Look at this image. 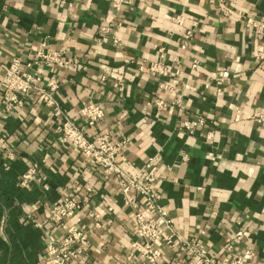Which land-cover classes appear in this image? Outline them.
Wrapping results in <instances>:
<instances>
[{
  "label": "crops",
  "instance_id": "crops-1",
  "mask_svg": "<svg viewBox=\"0 0 264 264\" xmlns=\"http://www.w3.org/2000/svg\"><path fill=\"white\" fill-rule=\"evenodd\" d=\"M260 17L264 0H0V65L41 50L70 62L42 68L59 81L53 104L29 100L3 118L0 100V264L46 258L48 236L60 242L68 226L55 214L72 198V223L88 237L73 264H146L135 245L143 197L126 198L62 142V113L87 134L127 140L130 175L158 158L155 188L179 236L228 260L252 250L248 264H264V61L246 26ZM92 103L105 112L94 128L81 114ZM159 249L162 264H188L180 247Z\"/></svg>",
  "mask_w": 264,
  "mask_h": 264
},
{
  "label": "built area",
  "instance_id": "built-area-1",
  "mask_svg": "<svg viewBox=\"0 0 264 264\" xmlns=\"http://www.w3.org/2000/svg\"><path fill=\"white\" fill-rule=\"evenodd\" d=\"M127 0H113V6L120 8ZM247 29L257 42L258 58L264 61V17L249 19ZM102 33L106 29L102 28ZM58 66L69 68L70 62L64 58L62 51L37 52L33 59L16 58L8 65H0V100L4 105L2 117L6 118L17 108L31 100L34 103L51 105L55 101L59 89L56 77L45 81L42 68ZM155 72L166 75L165 68L159 65L153 68ZM230 77L227 70L219 73L218 80ZM159 108L165 106L162 100L155 101ZM82 116L87 120L90 128H94L104 118L103 108L92 103L81 109ZM58 130L63 143H69L73 151L82 155L90 165L103 170L109 176L115 177L122 187L123 194L128 198L130 192L140 194L144 202L135 212V232L144 243L136 245L146 264H162L163 255L159 249L160 244L172 248L180 247L185 251L188 264H248L254 257L252 250H247L242 256L231 260L218 254L209 252L201 239H184L174 230V222L170 213L164 209L161 199L155 188V177L158 172V158L149 159L142 176L130 175L123 168L126 162L125 153L128 147L127 140L114 142L110 134H87L67 114H61ZM205 126L203 118L185 123V129L190 134ZM35 174V167L23 176L22 184H28ZM81 208V201L72 198L59 207L54 221L68 224L66 234L58 242L48 236L47 256L39 264H73L79 260L84 248L88 244L87 234L80 230L72 219Z\"/></svg>",
  "mask_w": 264,
  "mask_h": 264
}]
</instances>
